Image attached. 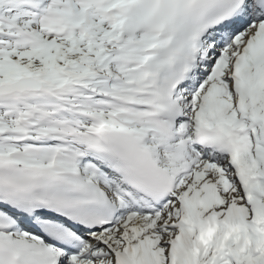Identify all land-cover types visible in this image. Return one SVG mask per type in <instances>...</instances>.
Segmentation results:
<instances>
[{
  "label": "snow or ice",
  "instance_id": "obj_1",
  "mask_svg": "<svg viewBox=\"0 0 264 264\" xmlns=\"http://www.w3.org/2000/svg\"><path fill=\"white\" fill-rule=\"evenodd\" d=\"M0 264H264V0H0Z\"/></svg>",
  "mask_w": 264,
  "mask_h": 264
}]
</instances>
